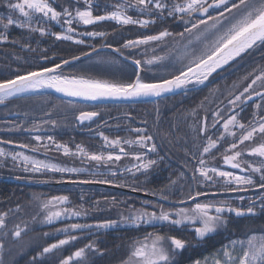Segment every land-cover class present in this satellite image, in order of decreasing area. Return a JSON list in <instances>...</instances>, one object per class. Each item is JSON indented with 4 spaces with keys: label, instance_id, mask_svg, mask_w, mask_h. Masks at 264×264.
I'll list each match as a JSON object with an SVG mask.
<instances>
[{
    "label": "snow or ice",
    "instance_id": "1",
    "mask_svg": "<svg viewBox=\"0 0 264 264\" xmlns=\"http://www.w3.org/2000/svg\"><path fill=\"white\" fill-rule=\"evenodd\" d=\"M58 0H6L7 7L10 12H19L23 17L22 20L14 19L12 15L0 17V42H7V32L9 27L15 25L20 29H26L30 33H39L41 36L51 35L56 40L74 41L76 44H83V39L78 36L90 37H106L107 33L103 31H91L79 33V26H94L99 22H115L117 25H139L146 28L150 24H154L155 19L134 18L129 15V11H136L138 17H167L173 19L180 18L185 24L184 31L179 33L169 32L167 29L159 31L153 35H143L136 39L126 40L123 45L116 48L115 51L123 55L122 49H133L139 46H146L150 43H163L166 38L179 36L183 38L185 33L193 34L195 30V41L199 42L202 47L199 54L193 49L189 52L188 46L193 43L188 41L185 45V52L178 59L183 61L188 59L187 64L181 63L179 68L175 69V74H170V78H154L153 82H146L141 76L142 63L154 65L159 61H163L165 56L153 55L151 58L142 62L134 60L133 63L137 69L134 73L135 78L130 82H113L109 80L85 78L82 75L73 73L65 74L62 67L68 66L71 61H78L81 56H87L88 53H81L80 56H71L70 59H61L60 63L52 64L50 67H38L33 70L24 71L14 75L11 79L0 80V104H5L10 98L21 96L29 92L39 89H54L58 93H62L69 97H78L85 100H100L102 98H129V97H147L161 96L164 93L172 92L174 89H188L189 86L203 84L212 73L224 65L234 61L241 54L247 53L250 49L258 45H264V0H183L176 2L173 0L171 4L167 0H120V2L105 5L111 7L112 11H106L103 15H94V7H98L96 0H68L66 5L61 6L58 11L53 7ZM83 3L85 7L81 9L78 5ZM73 5V6H68ZM214 13V14H212ZM187 16L190 19L185 20ZM6 21V22H5ZM194 21V22H192ZM55 23L61 29L60 32H52L51 28L43 25ZM190 23V27L188 26ZM76 25L74 27L73 25ZM15 42V41H13ZM112 47V45H104ZM25 47H28L25 45ZM96 51L95 48L92 49ZM190 57V58H189ZM130 58V57H129ZM259 74H255V73ZM251 78V82L243 87L242 91L234 94V90L241 86L244 80ZM259 89V90H258ZM227 100V110L229 115L224 119L219 108L213 113L212 123H207V117L203 121H198L201 125L199 131L207 133L209 128L216 129L218 125L223 131L220 135L213 139L212 136L206 137V143L196 145L199 151L197 157L192 154L194 160H198L197 166L192 170L193 180L198 185L218 186L221 191L239 192L248 191L249 189H260V194L253 199L248 197L249 205L247 208L232 207L227 200L206 201L203 203H194L190 208H173L165 210L163 205H156L158 211H149L145 207L139 209H130L127 216L121 215L120 221L105 220L95 224H79L73 223L64 227L55 229L56 233L64 235V239H59L55 243L48 244L43 248L38 256L50 254L54 250L61 249L65 245H69L72 241L78 239L77 236L71 235L73 231L95 229H109L118 223L131 224L139 226L140 224H167L170 227L185 226L189 230L195 232L198 240L204 239L209 234H215L220 227L226 228L228 221L224 218L225 214H235L236 217L248 215H256V207L264 212V139L259 143H255L257 135L264 137V66H257L251 73L241 78L240 81L233 83V90L229 92ZM254 97L259 98L254 105L252 118L247 122H241L239 112L243 111V106L252 101ZM207 99V97L205 98ZM71 103V101L69 102ZM203 107V102H201ZM195 115V110H193ZM51 115V113H45ZM99 115L96 111H80L76 119L80 123L91 121ZM222 121V124H221ZM50 124L56 126V120H41L35 122L29 131L38 132L44 125ZM137 133L136 140H125V144H137L142 148L149 149L151 152L156 151V145L150 142L152 136L141 134L145 130L134 129ZM105 144L120 145L121 140H109L107 136L100 133ZM231 138L228 147L224 149L222 160L224 165L230 166L233 170H222L219 167H209L206 155H211L218 145L225 140ZM37 145L31 147L32 152H38L43 148L49 150L50 145H54L56 150H63L64 155H80L87 157L91 161L98 164L116 162L121 159V155H115L109 152L107 155L88 153L82 146L77 145V152L71 153L70 149L60 143H56L53 137H47V141L42 142V137L36 135L34 137ZM246 142L254 143L250 148H244ZM0 143L12 144L13 141H0ZM18 147L29 148L28 144H20ZM120 152L124 156L129 153L125 152L121 147ZM134 159L137 161L125 171L147 172L151 167L157 164L156 160L147 159L145 152L134 153ZM258 159L259 163L252 162L251 159L245 160L244 156ZM0 157L10 158L14 164L20 162L25 172L31 173H78L82 169L66 168L58 164L47 162L45 160L36 159L33 156L26 155L24 152H7L0 147ZM216 157H212L215 160ZM2 163V161H0ZM133 169L135 172H133ZM116 175L115 172L111 173ZM258 174V181L254 176ZM183 173H181V176ZM17 179H20L17 177ZM111 180H103L100 183H112ZM175 184L176 181H171ZM123 186V185H122ZM161 189L159 193L153 191V195H160L162 200H169V196L163 194ZM205 195L201 191H195L194 195H189L187 199L195 201L197 197ZM34 199L39 202L41 214L33 216V222L41 224H53L61 220L62 217H80L86 213L75 209L63 207L69 202L68 196H52L48 199L41 200L39 196L34 194ZM240 201H244V196H239ZM178 203L183 204L184 201ZM17 205V210H19ZM55 209V210H53ZM12 210L0 213V229L5 228L6 217ZM175 217V218H174ZM199 225L198 227L196 225ZM28 228V224H15L12 230L13 237H20L21 233ZM7 235V233H4ZM44 236H50L51 233L45 232ZM165 241L170 244V248L165 247ZM186 241L176 236L148 234L143 240H134L130 245V254L122 264H172L173 256L186 248ZM4 248V244L0 241V251ZM240 252L237 253L236 249ZM99 251L95 248V244L90 242L82 248L77 249L71 255L59 261V264H79L80 261H86L85 251ZM170 252L172 255H170ZM36 257H33V261ZM194 264H202L200 260H196ZM203 264H208L206 257ZM212 264H264V234H251L246 239L230 240L228 244L223 245L217 250L212 257Z\"/></svg>",
    "mask_w": 264,
    "mask_h": 264
},
{
    "label": "trees",
    "instance_id": "2",
    "mask_svg": "<svg viewBox=\"0 0 264 264\" xmlns=\"http://www.w3.org/2000/svg\"><path fill=\"white\" fill-rule=\"evenodd\" d=\"M12 2L15 3L17 0H12ZM167 2L171 4L173 0H167ZM177 2L183 1L178 0ZM67 3L68 0H59L56 4L57 10L60 11L61 6L66 5ZM79 7L84 8L85 6L79 5ZM9 14H11L14 19H23L18 11L14 13L10 12L6 0H0V17ZM184 19L189 20L190 18L186 17ZM156 23L158 30L167 29L174 34L183 32L185 27V24L181 19L171 18V20H169L167 15L165 19L158 20ZM43 26L46 28L50 27L52 32H60L61 30L54 25V23L45 24ZM188 26H190V23ZM78 28L79 33H83L89 32L90 28L94 27L88 26ZM2 30L3 29L0 28V31ZM7 35L8 41L0 42V80L11 79L18 73L33 70L38 67H50L52 64H55L59 56H80L82 52L86 53V50L90 48L85 42L83 44H76L74 41L56 40L54 36H41L38 32L30 33L28 30L20 29L15 25L9 27ZM177 37L180 38L179 36ZM177 37L173 36V42ZM77 38L84 39V36H78ZM25 45L28 47H25ZM172 45L175 47L174 43H172ZM178 47L179 44L175 48ZM159 51L160 50H158L159 54H165V52ZM169 52L170 49H167L166 55L170 60H168L170 63L167 64L171 67V55H169ZM101 59L102 57L100 55L99 58H94L89 55L84 56L78 60L80 63L87 60L91 61L84 62L81 67L75 68L74 72L64 71L63 73L82 75L85 78L123 82L115 79L119 75L116 73L119 72L117 69L109 68L105 64L100 66ZM78 61L73 62L76 63ZM162 64H164V61H162ZM230 67H232V62L227 65V68ZM109 72H114L115 74L112 75L109 74ZM132 72L135 73V70L133 69ZM170 74H175V72L169 68L163 78H170ZM197 89L199 88L192 89V93H196ZM36 94L37 93L10 98L5 104L0 106V109H13L16 111H24L28 108L53 109L56 112V116L59 117V123L64 122V124H71L73 117L71 111H73V108L76 112H79L82 108L80 106H76L75 108V105L72 104L73 101L69 103V100L55 95L50 98L53 99V101L52 104L49 105V100L47 98L40 97L45 94H40L39 96H36ZM33 97L40 98V102L34 105L31 102ZM86 104L92 105L88 103ZM118 104V102H100V104H96L95 107L101 112H104L108 107L113 106L114 108H117ZM124 107L125 109L133 108L129 104H125ZM67 112H70V114ZM10 113L11 112H0V141L11 140L13 143H20L24 142L25 139L29 140L27 137L40 135L43 142L47 141V137L51 136L56 143L66 145L71 153H76V146L80 145L90 154L103 153L104 155H107L109 152H111L113 156L117 154L116 150L111 148L113 147L112 145L107 148V144H105L103 138L100 136V133L102 132L83 133L76 131L28 134L23 128L32 127L34 123L26 125L23 112H20L21 114L15 117H11L9 115ZM108 135L110 141L119 138L117 132H110ZM125 137L132 138L133 133L128 134L126 131ZM32 146L34 147V145ZM0 147H3L7 152H14L15 149H22L7 143H0ZM127 148L129 155L123 158V164L118 161L114 163L101 162L98 164L97 162L91 161L87 157H81L78 154H70L66 156L62 149L56 150L54 145H50V148L47 151L41 148L42 151L51 155L49 157H46L42 153L32 152L31 149H23L30 154H35V156L47 162L58 165L60 164L62 167L66 168L82 169V171L78 173L49 172L44 174L25 172L23 170V165H20V162H15L14 164L10 158L6 159L0 157V161H2V163H0V177H19L21 180L35 182L60 181L62 178L71 177L73 180L78 175L82 176L93 173L94 176L99 177V179L101 177L104 180L113 181L112 184H117L119 186L123 185V187L149 193H152L153 191L159 193L165 186V180L148 179L145 177L133 178L132 172L125 171L126 168L132 166V160L134 158V155L132 154L133 148L131 146H127ZM113 172H115L116 175H112L111 173ZM121 173H125V175L122 177ZM163 190V194L169 196V199H180L179 196L168 195L166 190ZM34 194L39 196L41 200L51 198L52 196H68L69 202L65 204L64 207L83 211L86 214L81 215L80 217H62L61 220L56 221L53 224L34 223L32 220L33 216L41 214L39 218L42 219L43 215L39 207V202L34 199ZM158 196L160 195L158 194ZM193 203L194 202H191L190 204ZM17 205L20 206L19 210H17ZM156 205H163L165 210L177 207L154 198L98 185H40L0 180V213L8 212L10 209L12 210L6 217L7 226L0 229V241L4 244L3 250L0 251V264H59L60 260L71 255L77 249L84 247L90 242L94 243L95 248L99 251H96L95 249H86V261H80L79 264H121L130 254V245L132 242L134 240H140L148 234L176 236L177 238L184 240L190 239L186 241L188 248L179 252V254L184 256V260L182 261L180 257H178V259L173 261L174 263L183 262L192 264L196 260H200L203 264L204 259L207 257L208 264H212V253H216L224 242H228L230 239H244L254 233H264V212L259 208L256 210L257 214L254 216L233 217L232 224H227L225 230L219 229L215 234H209L202 240H198L195 237V232L193 230H189V228L183 229L185 226L182 225L170 227L166 223L163 225L160 223H154L150 225H154V227L157 228L151 229L152 227L148 226V224L134 226L131 224L118 223L109 229L93 228L91 230L73 231L70 234L77 236V240L72 241L69 245L63 246L61 249L54 250L50 254L38 256V253L42 252L43 248L48 244L55 243L57 240L65 238L63 234L56 235L55 229L57 228L70 225L71 223L95 224L105 220L120 221L121 215L127 216L130 209L145 207L149 211H158V208L155 207ZM24 223L28 224V228L21 233L20 237H13L11 234L13 226L15 224H20L21 227H23ZM45 232L51 233V235L44 236L43 233ZM4 233H7V235H4ZM211 239H217V241H214V243ZM165 247L170 248V244H166V241ZM33 257H36L35 261H33Z\"/></svg>",
    "mask_w": 264,
    "mask_h": 264
},
{
    "label": "flooded vegetation",
    "instance_id": "3",
    "mask_svg": "<svg viewBox=\"0 0 264 264\" xmlns=\"http://www.w3.org/2000/svg\"><path fill=\"white\" fill-rule=\"evenodd\" d=\"M59 1V0H58ZM172 1V0H170ZM178 0H176L177 2ZM183 1V0H182ZM51 2V0H50ZM120 2V0H96L98 7H94L93 12L94 15H103L106 11H112L111 7H105V5H111ZM57 3L53 4V7H56ZM80 5H84L81 3ZM79 6V5H78ZM85 6V5H84ZM101 8V9H100ZM83 9V8H81ZM102 10V11H100ZM129 15H132L134 18H148L158 20L165 19L166 13L164 14V18H159L156 16L153 17H138L136 11H129ZM11 15V14H9ZM6 16V15H4ZM185 16L184 18H186ZM171 20V17H168ZM180 19V18H177ZM150 24L146 28L140 27L139 25H125L120 26L115 22L105 21L99 22L96 25L89 27L90 31H103L107 33L106 37H90L84 36V42L87 46H90L86 53L92 52L89 56L94 58H99V55L102 57L100 61L101 65H106L109 68L117 69L119 72L118 77L115 79L121 80L123 82H130L135 78L134 72L137 70L133 63L134 60H141L142 62L151 58L153 55L157 56H165L166 58L162 61L157 62L154 65H147L146 63H142L141 66V76L146 82H153L154 78H163L169 70V58L166 55L167 49H171L174 46L173 37H168L163 43L157 44L155 42L150 43L146 46H139L133 49H122L123 55L120 52L115 51L116 48H119L123 45L126 40L136 39L139 36L143 35H153L157 34L161 29L158 30L157 23ZM54 25H56L54 23ZM57 26V25H56ZM76 27V25H73ZM59 27V26H57ZM79 27H88V26H79ZM61 31V30H60ZM77 31L79 32V28L77 27ZM177 37V36H175ZM112 45V47H105L104 45ZM177 45H175L176 47ZM95 48L96 51L93 52L92 49ZM159 52H165V54H159ZM130 57V58H129ZM242 58V59H241ZM61 59H70V57L59 56L55 63H60ZM81 61V60H80ZM91 60H87L84 62H90ZM84 62L80 63L73 62L68 66L62 67V71L64 72H74L75 68L81 67ZM232 62V67L227 68ZM229 64L223 66L218 72L209 76V78L201 85L189 86L188 89H184L179 93L164 96L156 99H147L140 101H118L117 108L108 107L101 112L96 106V104H100V101H91V100H82L71 97L62 96L57 93H47L41 92L37 93L36 96L40 94H45L44 97L49 100V105L52 104L53 99H50L55 96H59L61 98H65L69 101H73L72 104L76 106L82 107L80 111H96L99 113L97 117H94L91 121H85L84 123H80L76 117L79 115V112H76L73 108L71 114L73 115L71 124L59 123V117L56 116V112L53 109H39V108H28L24 111H16L13 109L3 110L0 109V112H11L9 115L11 117H15L20 115V112H23L25 116L26 125L35 123L41 120H56V126H52L50 124L44 125L38 132L29 131L31 127L23 128L26 133H40V132H51V133H62V132H102L105 136L109 138L110 132H117L119 138L121 140L120 145H106L107 148L111 147L116 150V155H121V159L118 161L123 164V158L125 156L120 152V148L122 147L125 152L127 151V146H131L133 148V153L145 152L147 154V159L156 160L157 164L151 167L147 172H135L132 176L133 178H141L145 177L148 179H163L165 180V186L163 189L166 190L168 195L174 196L177 195L180 199L171 200L173 202H179L186 200L189 195H194L195 191H201L205 193V195H201L197 197L194 203H203L206 201H216V200H227L231 204L232 207H241L247 208L249 205L248 197H252L255 199L256 196L260 194V189H249L248 191H239V192H226L221 191L218 186H206L203 184L197 183L200 179L197 176L196 180L192 178V170L197 166L198 160H194L192 158V154L195 153L196 156H199V151L202 149H198L196 145H203L206 143V137L212 136L213 139H216L217 136L220 135V132L223 131L220 125L217 126L216 129L209 128L207 133H201L199 131L200 124L198 121H203L205 117H207V123L210 125L213 119V113L217 111L219 108L221 115L224 119H227L229 115L227 110V100L229 97V92L233 90V83L240 81L242 77L251 73L253 69L257 68V66H264V45H258L253 49H250L247 53L241 54L240 57H237L234 61H231ZM80 63V64H79ZM98 65V64H97ZM159 70V71H158ZM109 74L114 75V72H109ZM255 74H259L258 72ZM114 77V76H110ZM109 77V78H110ZM120 77V78H119ZM126 78V79H123ZM251 78L248 80H244L241 83L239 88L234 90V94L243 90V87H246L248 83L251 82ZM105 80V79H103ZM118 82V81H116ZM197 89L196 93H192V89ZM259 90V89H258ZM49 92V91H48ZM35 94V93H33ZM50 94V95H48ZM207 97V99H205ZM40 98L33 97L31 102L35 105L37 104ZM259 98L254 97L252 101L248 102L243 106V111L239 112L238 119L247 123L252 118V112L254 110V105L257 103ZM201 102H203V107H201ZM92 104V105H87ZM107 103V102H106ZM129 104L133 108L125 109L124 105ZM28 105V104H27ZM193 110H195V115L193 114ZM45 113H51V115H45ZM60 113V112H58ZM70 114V112H67ZM15 114V115H14ZM17 114V115H16ZM264 115V112L260 113ZM222 124V121H221ZM134 129H143L145 130L144 135L152 136L151 143L156 145V151L151 152L149 149L142 148L137 144H125L123 141L125 140H136L137 133L134 132ZM133 133V137H125V132ZM27 134V135H28ZM26 135V136H27ZM25 136V137H26ZM35 136L27 137L24 142L20 143H12V145L17 146L20 144H28L30 147L28 150L33 147L32 145H37V142L34 139ZM261 137L257 135L255 137V143H259ZM43 140V139H42ZM29 142V143H26ZM232 142L231 138L225 140L221 145H218L217 149H214L211 155H206L205 159L208 161L209 167H219L222 170H233L228 165L223 164L222 153L224 149L228 147V144ZM254 146V143L246 142L244 148H250ZM18 147V146H17ZM21 148V147H18ZM25 149V148H22ZM37 153H42L46 157L51 156L49 153L45 151H38ZM212 157H216L215 160ZM245 160L251 159L254 163H259L258 159L244 156ZM133 164H136L137 161L133 158ZM132 164V165H133ZM181 173L183 175L181 176ZM125 173H121L123 177ZM254 179L258 181V174L254 176ZM60 181H72L69 178H62ZM171 181H176L175 184H172ZM47 182V181H42ZM48 182H57V181H48ZM239 196H244L245 200L240 201ZM185 197V198H184ZM193 204L186 203L175 205L177 207H186L190 208ZM258 202L256 210H258ZM251 216V215H248ZM236 217L235 214H225V219L229 221L227 224H232V218ZM246 217V216H245ZM148 226L152 227L151 229H156L154 225L148 224ZM199 226L198 224L196 225ZM188 227H183L186 229ZM227 228V227H226ZM226 228L220 227L217 230H225ZM190 240V239H187ZM185 240V241H187ZM213 242L217 241V239H211ZM232 240V239H230ZM229 240V241H230ZM195 241V240H191ZM228 242H224L223 245L228 244ZM215 243V242H214ZM166 244H169L166 241ZM187 245V244H186ZM222 245V246H223ZM221 246V247H222ZM220 247V248H221ZM188 248V246H186ZM185 248V249H186ZM179 254V253H178ZM175 254L173 256V261L175 259H180L183 261L184 256L182 254ZM215 253H212L214 255ZM172 255V253H170ZM172 264H187V263H174ZM194 264V263H192Z\"/></svg>",
    "mask_w": 264,
    "mask_h": 264
},
{
    "label": "water",
    "instance_id": "4",
    "mask_svg": "<svg viewBox=\"0 0 264 264\" xmlns=\"http://www.w3.org/2000/svg\"><path fill=\"white\" fill-rule=\"evenodd\" d=\"M90 53H92V52H89L88 55ZM82 57H84V56H81L80 58H82ZM220 69H217L216 72H218ZM216 72L212 73V75L215 74ZM45 91H49V92H53V93H57V94L62 95L61 93L56 92L54 89H49V90H44V91H37V92H45ZM181 91H184V89H174L172 92L164 93L161 96H147V97L141 96V97H129V98H124V97H120V98H102V99L96 100V101H100V102L140 101V100L161 98V97H164V96H168V95H173V94L179 93ZM33 93H36V92H33ZM30 94H32V93H30ZM23 95H28V94H23ZM62 96H66V95H62ZM66 97H69V96H66ZM71 98H75V97H71ZM76 99H80V98H76ZM1 105H3V104H0V106ZM17 146H18V144H17ZM0 180H7V181H13V182H22V183H28V184H33L34 183V184H40V185H68V184L98 185V186H104V187H108V188L120 189V190H123V191H126V192H131V193L138 194V195H142V196H146V197H149V198H154L156 200L164 201V202L169 203V204H175V205H180L181 204V203L173 202V201H170V200H166V201L165 200H162L160 198V196L153 195L152 193H149V192H145V191H141V190H134V189H131V188L119 186L117 184H112V183L109 184V183L86 182V181H57V182H48V181L47 182H42V181H36L35 182V181L21 180V179L10 178V177H0ZM192 201L193 200L187 199V200H184V203L183 204L190 203Z\"/></svg>",
    "mask_w": 264,
    "mask_h": 264
},
{
    "label": "rangeland",
    "instance_id": "5",
    "mask_svg": "<svg viewBox=\"0 0 264 264\" xmlns=\"http://www.w3.org/2000/svg\"><path fill=\"white\" fill-rule=\"evenodd\" d=\"M16 1V0H15ZM214 14V13H213ZM191 26V25H190ZM189 26V27H190ZM189 40H192L193 41V43L191 44V45H189L188 46V51L189 52H191L193 49L196 51V54H199V49H200V47H202V45L199 43V42H197V41H195V30H194V33L193 34H188V33H185V36L183 37V38H176L175 40H174V45H178L179 44V47L178 48H175V47H173V48H171L170 49V52H169V55H171V67L169 66V68L170 69H172V71L173 72H175V69L176 68H179L180 67V65H181V63H184V64H187V62H188V59L186 58V59H184L183 61H180L178 58L180 57V56H182L183 54H184V52H185V45H187L188 44V41ZM190 58V57H189ZM170 61V60H169ZM170 63V62H169ZM14 152H24L26 155H29V156H33L34 158H36V159H40V160H42L41 158H38L37 156H35V154H30V153H28V151H26V150H23V149H15V151ZM20 165H22V164H20ZM60 165V164H59ZM61 166V165H60ZM69 179H72L71 177L69 178ZM104 179H102L101 177H100V179H99V177H96V176H94V174L93 173H90V174H87V175H82V176H80V175H78V176H76L72 181H86V182H99V181H103ZM186 197H188V196H186ZM185 198V197H184ZM185 200V199H184ZM187 200V199H186ZM63 207H64V205H63ZM181 208V207H180ZM186 208V207H185ZM53 210H55V209H53ZM71 224H73V223H71ZM58 234H60V233H56V235H58ZM254 234H264V233H254ZM146 237V236H145ZM144 237V238H145ZM144 238H142V239H140V240H143ZM244 239H246V238H244ZM234 240H238V239H234ZM236 252H240V249L239 248H237L236 249ZM122 264V263H121Z\"/></svg>",
    "mask_w": 264,
    "mask_h": 264
},
{
    "label": "bare ground",
    "instance_id": "6",
    "mask_svg": "<svg viewBox=\"0 0 264 264\" xmlns=\"http://www.w3.org/2000/svg\"><path fill=\"white\" fill-rule=\"evenodd\" d=\"M44 90H49V89H47V88H45V89H39V90H36V91H34V92H37V91H44ZM30 93H33V92H29V93H26V94H30ZM62 94V93H61ZM21 95H23V94H21ZM62 95H64V94H62ZM75 98H78V97H75ZM80 99H83V98H80ZM83 100H85V99H83Z\"/></svg>",
    "mask_w": 264,
    "mask_h": 264
}]
</instances>
